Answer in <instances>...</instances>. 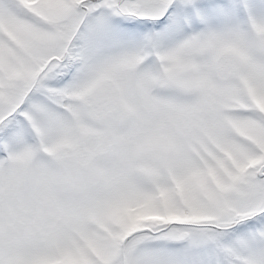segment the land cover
Returning <instances> with one entry per match:
<instances>
[{
  "label": "snow or ice",
  "instance_id": "6c2138e0",
  "mask_svg": "<svg viewBox=\"0 0 264 264\" xmlns=\"http://www.w3.org/2000/svg\"><path fill=\"white\" fill-rule=\"evenodd\" d=\"M0 264H264V0H0Z\"/></svg>",
  "mask_w": 264,
  "mask_h": 264
}]
</instances>
